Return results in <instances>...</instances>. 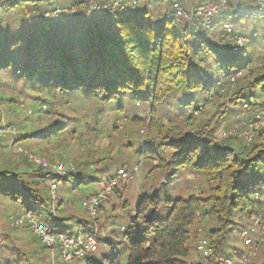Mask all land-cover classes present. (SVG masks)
<instances>
[{
  "label": "trees",
  "instance_id": "obj_1",
  "mask_svg": "<svg viewBox=\"0 0 264 264\" xmlns=\"http://www.w3.org/2000/svg\"><path fill=\"white\" fill-rule=\"evenodd\" d=\"M81 1L0 2V86L7 87L1 78L10 76L39 89V111L45 113L34 120L36 129L30 130L24 118L18 130L44 156L63 158L76 139L81 143L105 135L108 144L97 153L77 150L76 168L58 179L64 184L62 189L58 184L55 199L53 173L40 165L32 168L25 157L22 162L29 168L20 170V163L0 155V215L10 204L17 212L43 213L44 222L52 218L62 230H74L65 223L89 226V215L72 208L75 200L87 196L81 195L82 185L96 173L100 184L123 167L134 173L141 162L132 165L128 159L141 154L140 184L135 178L119 183L98 209L102 226L123 216L126 230L116 224L91 256L72 264H197L199 214L216 251L229 253L242 230L252 226V213L264 210V192L254 197L264 183V126L250 143L236 135L220 143L213 137L223 124L232 126L230 116L244 107L252 112L249 118L264 110V60L232 89V77L252 61L239 65L228 60L234 53L230 45L221 47L214 34L200 33L195 21L176 22L173 11L159 1L136 0L125 10L92 20L70 14L42 18L45 10ZM10 95L12 101L25 102L19 94ZM78 99L82 102L75 104ZM149 100L151 136L142 143L115 120L125 115L140 125L138 102ZM204 104L209 107L198 121L194 110ZM165 116L178 123L162 129ZM189 174L201 176L200 195L188 178L182 181ZM69 190L79 196L67 197ZM5 234L16 243V236ZM255 244L264 262V240ZM12 245L0 244V264H53L48 246L34 250L26 243ZM7 249L12 256L2 257ZM55 257V264H61L58 252Z\"/></svg>",
  "mask_w": 264,
  "mask_h": 264
},
{
  "label": "built area",
  "instance_id": "obj_2",
  "mask_svg": "<svg viewBox=\"0 0 264 264\" xmlns=\"http://www.w3.org/2000/svg\"><path fill=\"white\" fill-rule=\"evenodd\" d=\"M7 0H0L4 2ZM260 7L264 9V0H256ZM136 0H83L79 3H72L69 5H58L42 14L43 19H50L59 17L64 14L79 15L86 19L92 20L98 14L107 11L125 10L134 5ZM168 7L173 11L176 22L183 19L196 22L198 31L202 34L208 32L213 27L214 17L219 12L227 9L230 6V0H192L190 9H186L179 1L167 0ZM235 11H241L240 8H235ZM221 32L216 34V38L221 47L231 46L234 52H242L248 37L241 33L236 32L233 24L228 21L222 23ZM250 64H247L243 70L238 71L232 77V84H236L240 76L248 74ZM17 107L26 111V103L24 101H15ZM204 105L200 106L198 110H194L197 114ZM0 110H3L0 105ZM4 121V118H3ZM117 126H123V120L116 121ZM264 125V113L258 112L252 117L245 127L235 126L233 128H222L213 137V141L220 143L231 136L236 135L243 138L245 143L253 141L258 130ZM145 133V129L141 130ZM0 132L4 135L8 133L13 134L8 148L13 149L15 143H19V135L16 133L15 127L3 125ZM16 150V148H15ZM30 162L42 166L46 170L55 175L51 182V195L55 199L58 191V179L64 178L67 174L76 168V164L70 161H62L59 158H46L38 156L34 152L26 148H18ZM134 173H140V167H134ZM133 172L123 167L118 169L117 173L100 184L93 193L87 195L82 201V206L86 210L91 220L89 226L80 225L71 232H64L50 227L44 222L41 217L45 214L35 211H23L20 214L12 215L9 217L8 224L12 228L27 227L31 230L45 246L52 248L53 256L58 252L61 264H72L75 260L91 256L100 246L105 234L100 235L99 226L97 224L98 209L104 200L114 191L117 185L121 182L128 183L133 178ZM264 192V183L260 189L254 192V197L259 198ZM202 215L199 214V217ZM252 226L245 228L240 234V241L243 246H251L254 243L252 235L259 232V238H264V210H256L252 213ZM112 226H117L112 224ZM122 230H126L125 225H119ZM203 232V229L200 228ZM196 263L197 264H238L236 255L239 253L236 248L232 249L229 253L219 254L213 246L208 235L200 234L196 240ZM257 257L256 249L252 251L251 256L245 258V264H251ZM54 258L53 264H55Z\"/></svg>",
  "mask_w": 264,
  "mask_h": 264
},
{
  "label": "rangeland",
  "instance_id": "obj_3",
  "mask_svg": "<svg viewBox=\"0 0 264 264\" xmlns=\"http://www.w3.org/2000/svg\"><path fill=\"white\" fill-rule=\"evenodd\" d=\"M151 2H162L164 5H168L167 4V0H150ZM173 1V0H171ZM244 3V11L243 12H235L232 11L231 12V7H229V9H225L221 12H219L218 14L215 15L214 17V22H213V27L206 33H208L209 35L214 34V36L216 37V34H218L219 32H221V27H222V23L224 21H228L229 23L233 24L234 29L236 32H241L243 34H245L248 37V41L245 44V48L242 52L240 53H231L228 54L226 56V58L228 60L231 61H235L237 64L239 65H246L247 63H249V61H252L250 63V68L248 70V72L250 73L252 71V68L257 65L260 61L264 60V9L262 7L259 6V4L257 3L256 0H243ZM133 6V5H132ZM192 6V4L187 7L188 9H190ZM233 9V8H232ZM231 12V13H230ZM217 39V38H216ZM248 73V74H249ZM1 81L5 82L6 86H0V105H2L3 110H0V129L3 125H7L9 127H15L16 129V133L19 135L20 134V130H18V126H20L22 120H27L28 124L31 126L30 130H34L35 125L34 124V120L37 119L38 117H40V115H43L45 112L41 113L39 111V109L42 106V103L39 101V99L37 98H42V94L39 92V89L33 86H29V85H25L23 81L21 80H16L15 78H12L10 76H3L1 78ZM236 84H232V89H234L236 87ZM21 92V93H20ZM19 94V100H21L22 98L25 99V103H26V107L27 110L26 111H22L20 110L17 105L15 104V100H11V95L10 94ZM50 98V97H49ZM73 98V96L71 97ZM18 100V99H16ZM80 102H82L81 99H78L76 101H74L75 104H80ZM138 104H140V106H138L136 108V113L141 115L143 117V121L140 125H136L132 122V119L130 116H119L116 118L115 123L118 119H122L123 120V126L119 127L116 126L121 129V130H126L128 129V131H134L131 137H135L134 139H139L142 143H146L149 139V137L151 136V102L149 101H140L138 102ZM226 105L227 106H231L232 104L227 100L226 101ZM209 106L207 104H204L203 109H200L198 111L197 114H193L194 116L197 117L198 121H201L206 112H207V108ZM238 107V106H236ZM248 108V106L244 107V109L242 110V112H244V110H246ZM192 110H190L189 112L191 113ZM237 112L234 113L230 116L229 118V123H231L232 126H228L225 128H233L235 126H240V127H245L246 123L251 119V117L249 118L250 114L252 113L251 111L248 112ZM260 112L264 113V110H261ZM193 113V112H192ZM48 115V114H46ZM239 115V117L237 116ZM57 115L54 113V117H56ZM238 117V118H236ZM4 118V121H3ZM238 119V120H236ZM180 121V120H179ZM238 121V122H237ZM162 122L165 124V126L162 127V129L166 128V127H170L171 125L178 123V121H171L170 118L168 116L163 117ZM224 125V124H223ZM223 125L220 129L223 128ZM264 126V125H263ZM33 127V128H32ZM145 129V133H143L141 130ZM219 129V130H220ZM13 139V134L12 133H8L7 135H4L0 132V155H2L3 158L8 159V162H14V163H20L21 165L19 166L18 169L20 170H26L29 168L28 165H26L25 163L22 162L23 158L25 157L21 152H19L17 149L18 148H26L31 152H34L35 154H37L38 156H42V157H46L41 153V150L38 147L32 146L31 145V141L28 139H23L19 136L20 142L19 143H15L14 144V148L13 149H9L8 146L11 142V140ZM243 139V138H242ZM243 142L245 143L244 139ZM79 144H81L79 146ZM108 144V138L107 136L103 135L101 137H97V138H85L82 139V142L79 143V140H71L67 150H65L63 152L62 157L65 158H60L58 156H53L55 158H59L62 161H70V162H74L77 165V161L75 160L76 158V154H77V150L81 147L82 149H87V150H92L97 152H100L106 145ZM16 148V150H15ZM128 151V150H127ZM118 155V154H117ZM118 157V156H117ZM26 158V157H25ZM48 158V157H46ZM116 158V157H115ZM27 159V158H26ZM116 160V159H115ZM118 160V159H117ZM130 164H134L135 162H143L144 161V157L140 154H136L134 157H130L129 159ZM29 161V160H28ZM155 162H157L155 160ZM139 163L140 165V173H134L133 174V178H135V183L136 185H139L140 182L142 181V173H144V168L142 166V164ZM32 168L35 167H39L37 164L32 163L31 164ZM115 169V165L113 166ZM92 172L95 173L94 170H91ZM90 174V173H89ZM94 178H91L85 185H82L81 188V195H89L91 193H93L97 188H99L100 183L98 182L97 178H100V173H96L94 174ZM132 178V179H133ZM187 181H189L192 184V191L195 192L196 195H200L203 189V184L201 181V176L200 175H195V174H189L187 175V177H183L182 181L187 179ZM131 179V181H132ZM130 181V182H131ZM59 184V189H62L63 187V180H59L58 181ZM66 196L67 197H72L75 198V196H79L78 193H76L75 191L69 190L66 192ZM83 199V198H82ZM82 199L80 200H75L74 201V205H73V211L77 214H87V212L82 208L81 206V202ZM21 212H17L14 208V206L8 204L4 207V214L0 215V244L4 247H12L14 245H16V243H26L27 246L29 248H32L34 250H39L42 249L43 250V246L44 244L41 243L39 241V239L37 238V236L29 229H24L22 230L21 228H12L9 226L8 224V220L9 217L12 215H17L20 214ZM124 221L123 216L118 217L116 223L115 222H108L106 224H104L103 226L100 224V220L99 218H97V224H98V228H99V232L100 235L105 234V236L107 237V235L109 234V231L114 228L115 226H112V224H122ZM47 224L52 227L55 228V226L57 225L58 228L61 227V224L58 223L56 224L54 222V220L52 218H49L48 221H46ZM56 224V225H55ZM65 224H71V227L69 228H78L79 225L76 223H65ZM200 228L203 229V232L200 230ZM59 230L64 231V232H71L69 230H62L59 228ZM10 233L14 236L17 237L16 239V243H11L10 240L7 238L5 233ZM205 234L207 235V231H206V219L205 217L202 216L199 217L198 215V220H197V225H196V239H195V243L197 238L200 236V234ZM105 237V238H106ZM252 237L254 238V243H253V248L255 249H259L256 248V240H260L259 238V232L254 233L252 235ZM264 240V238L262 239ZM103 242V241H102ZM104 247V245L102 246ZM252 247H248V246H243L241 244L240 241V237H239V241L236 245H234V248H236L238 250V254L236 255L238 264H245V258L247 256H251V250ZM53 251V250H52ZM257 251V257L255 258L254 262L251 264H264V262H262V254L260 251ZM57 252V251H55ZM11 250L7 249L5 250V252H3L2 257H4L5 255L7 256H12L11 254ZM56 255V254H55ZM196 256H197V252H195L194 255V262L196 263ZM54 258H56L55 256H53L52 252L50 254V261L54 262Z\"/></svg>",
  "mask_w": 264,
  "mask_h": 264
},
{
  "label": "crops",
  "instance_id": "obj_4",
  "mask_svg": "<svg viewBox=\"0 0 264 264\" xmlns=\"http://www.w3.org/2000/svg\"><path fill=\"white\" fill-rule=\"evenodd\" d=\"M175 1H179L181 4L184 5V7L186 9H188L187 7H189L192 4V0H175ZM229 7H231V12L235 11V8H240L241 11H238V12H243L244 11L243 0H230V6ZM229 7H228V9H229Z\"/></svg>",
  "mask_w": 264,
  "mask_h": 264
}]
</instances>
